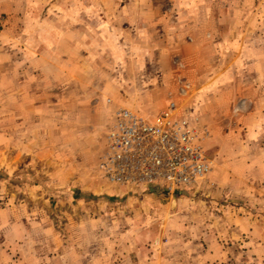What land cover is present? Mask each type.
I'll return each mask as SVG.
<instances>
[{
  "label": "rangeland",
  "instance_id": "obj_1",
  "mask_svg": "<svg viewBox=\"0 0 264 264\" xmlns=\"http://www.w3.org/2000/svg\"><path fill=\"white\" fill-rule=\"evenodd\" d=\"M220 27L264 44V0H0V264L64 245L101 254L94 264H154L165 237L167 264H264L263 251L235 255L215 225L232 207L264 221V145L250 142L264 131L236 129L204 94ZM24 67L46 85L35 113L7 82ZM171 101L208 129L207 179L174 193L107 181L99 163L116 110L153 116Z\"/></svg>",
  "mask_w": 264,
  "mask_h": 264
},
{
  "label": "crops",
  "instance_id": "obj_2",
  "mask_svg": "<svg viewBox=\"0 0 264 264\" xmlns=\"http://www.w3.org/2000/svg\"><path fill=\"white\" fill-rule=\"evenodd\" d=\"M201 15L200 13L199 16ZM183 17H187L184 12ZM191 28L195 31L200 29L196 22L192 24ZM223 28L224 30H222V27L219 29L225 34L222 33L220 39L217 40L215 61L210 69L207 67L215 75L212 78L215 81L214 85L211 86L213 90H208L210 89V86H208L204 94L207 97L213 98L214 104H216L213 105L217 108L215 110L216 113L223 112L224 110V112H228L225 113L227 117L232 114V116H235V122L232 123L235 125V128L239 130L245 128L248 133L247 135L251 136L252 133L254 137L256 132L264 131V127L259 128V124L264 123V44L256 43L252 39L254 31H252L250 40L247 39L239 43L235 40L232 27ZM37 59L39 58L37 57L35 60ZM235 60L237 61L234 62ZM23 63L24 66L27 64L25 61ZM14 64L13 61L12 65ZM237 67L241 68L237 70ZM29 69L30 67L28 69L24 67L22 78L20 75H16L14 70L12 71V75L8 73L6 77L10 87L9 90H12V93L17 95V98L22 97V110L35 113L43 108L44 97L42 93L45 92L44 88L46 85L42 82V72L31 73ZM234 81H236V88L232 87ZM217 103L225 105L223 106V110L222 107L219 109L220 105ZM12 104H15V102ZM261 139H254L250 142L254 146L264 145V137ZM219 157L222 161V152ZM263 159L264 157L261 158V160ZM253 194H257L256 191ZM257 196L255 195V198ZM230 209L231 211L229 210V215L226 218H218L215 221V225H219L218 228L224 231V236L220 238L230 237L232 239L235 243V250H237L235 255L250 257L259 251H263L264 253V221L258 216H253L250 212L242 211L237 207ZM72 229L74 230L71 233L72 238L78 240L85 237L81 228L72 227ZM165 243L167 245L168 241ZM152 246L155 255L154 264H167L166 259L168 255L166 254L165 258L160 261L154 241ZM63 247L64 249L62 248L59 252L54 253L53 256L40 252L35 256H29L28 260L23 261L21 260V256H24L22 253L20 255L16 254V257L14 254L8 255L11 257V264H94V257L101 255L92 254L88 250L78 251L77 247L74 249L67 245ZM86 256L89 258L85 259L84 257ZM175 261L173 263L172 261L168 262V264H178Z\"/></svg>",
  "mask_w": 264,
  "mask_h": 264
},
{
  "label": "built area",
  "instance_id": "obj_3",
  "mask_svg": "<svg viewBox=\"0 0 264 264\" xmlns=\"http://www.w3.org/2000/svg\"><path fill=\"white\" fill-rule=\"evenodd\" d=\"M207 135L198 116L181 115L175 101L153 116L121 107L107 128L99 167L113 184L155 186L172 193L192 188L214 168L204 146ZM165 242L167 238L155 241L160 261Z\"/></svg>",
  "mask_w": 264,
  "mask_h": 264
}]
</instances>
